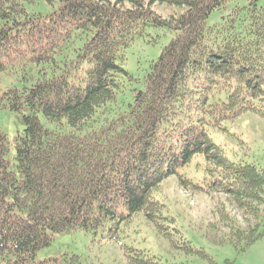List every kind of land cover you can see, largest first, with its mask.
Returning <instances> with one entry per match:
<instances>
[{
	"label": "trees",
	"instance_id": "1",
	"mask_svg": "<svg viewBox=\"0 0 264 264\" xmlns=\"http://www.w3.org/2000/svg\"><path fill=\"white\" fill-rule=\"evenodd\" d=\"M234 1L0 0V76L23 78L0 89V110L22 127L12 146L0 129V264H64L36 260L53 235L95 234L107 222L117 233L139 213L174 248L214 264L166 224L154 193L173 176L259 212L244 229L226 219L237 252L263 238L264 168L229 161L207 132L246 114L264 119V0ZM35 2L47 12L28 13ZM156 3L180 12L163 17ZM148 29L173 37L123 92L124 53ZM197 155L214 166L209 182L178 174ZM123 252L127 264H168Z\"/></svg>",
	"mask_w": 264,
	"mask_h": 264
},
{
	"label": "rangeland",
	"instance_id": "2",
	"mask_svg": "<svg viewBox=\"0 0 264 264\" xmlns=\"http://www.w3.org/2000/svg\"><path fill=\"white\" fill-rule=\"evenodd\" d=\"M26 8L30 14L47 12V6L40 2L29 4ZM152 9L163 17L180 12V9L158 3ZM217 18L218 13L215 12L208 23H213ZM172 37L167 31L148 29L143 38L135 40L125 51L122 68L127 75L120 79L123 92L134 88L137 80L142 81L149 64L156 61ZM39 69L36 67L34 73L31 71L34 78L39 77ZM24 78L31 79L28 75ZM22 79L21 76H0V89L20 87ZM222 127L227 131L208 128L207 132L229 161L264 168L263 118L246 114L232 123H223ZM0 129L12 146L16 133L22 129L18 116L0 110ZM213 167L197 155L178 174L194 183L209 182L212 175H216V172L211 173ZM154 198L162 205L170 232L176 233L182 243H189L193 249H202L214 264H264V236L242 253L227 245L225 238L228 231L226 219L244 229L257 222L259 212L240 208L230 196L221 193L204 194L183 188L178 185L176 176L164 180L154 193ZM260 207L257 205L256 209ZM110 228L111 223L107 222L95 234L82 231L55 234L50 245L37 252L36 260L66 256L64 264H72L69 257L77 255L81 264H127L123 251L131 249L168 264H208L194 252L186 253L181 248H174L157 234L152 224L140 213L133 215L129 222L121 223L117 233Z\"/></svg>",
	"mask_w": 264,
	"mask_h": 264
},
{
	"label": "bare ground",
	"instance_id": "3",
	"mask_svg": "<svg viewBox=\"0 0 264 264\" xmlns=\"http://www.w3.org/2000/svg\"><path fill=\"white\" fill-rule=\"evenodd\" d=\"M116 243V242H115ZM126 257V256H125Z\"/></svg>",
	"mask_w": 264,
	"mask_h": 264
}]
</instances>
